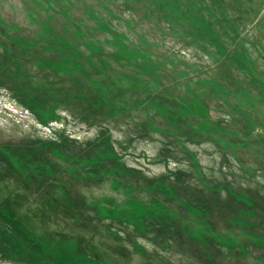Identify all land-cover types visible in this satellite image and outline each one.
Wrapping results in <instances>:
<instances>
[{
  "label": "rangeland",
  "instance_id": "rangeland-1",
  "mask_svg": "<svg viewBox=\"0 0 264 264\" xmlns=\"http://www.w3.org/2000/svg\"><path fill=\"white\" fill-rule=\"evenodd\" d=\"M0 264H264V0H0Z\"/></svg>",
  "mask_w": 264,
  "mask_h": 264
},
{
  "label": "trees",
  "instance_id": "trees-1",
  "mask_svg": "<svg viewBox=\"0 0 264 264\" xmlns=\"http://www.w3.org/2000/svg\"><path fill=\"white\" fill-rule=\"evenodd\" d=\"M148 66L147 65H144V68H147ZM133 76V75H132ZM22 242V241H21Z\"/></svg>",
  "mask_w": 264,
  "mask_h": 264
}]
</instances>
